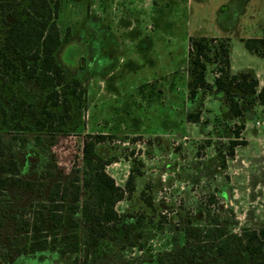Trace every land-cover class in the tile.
Wrapping results in <instances>:
<instances>
[{
	"label": "rangeland",
	"instance_id": "obj_1",
	"mask_svg": "<svg viewBox=\"0 0 264 264\" xmlns=\"http://www.w3.org/2000/svg\"><path fill=\"white\" fill-rule=\"evenodd\" d=\"M224 1L45 0L40 5L33 48L42 54L86 15L109 28L106 37L93 42L94 60L83 77L85 103L77 113L80 127L59 135L52 147L54 176L39 180L44 167L39 166L28 175L38 185L17 193L15 201L26 207L24 217L32 225L40 219V234L50 230L48 223L42 227L49 184L82 168L87 134L106 135L98 147L115 159L106 171L118 186H125L132 168L140 172L134 191L115 205L132 241L109 233L102 240L105 258L97 263H133L180 245L209 248L222 229L239 236L245 229L264 228V105L250 104L248 94L239 98L243 114L235 117L225 94L200 89L191 95L189 88L190 36H230L234 71L264 80V57L242 41L261 34L264 0H232L217 12ZM216 66L210 65L208 81L220 74ZM199 111L198 121L188 120ZM235 140L241 144L230 154ZM9 215L1 219L0 264H73L71 255L58 260L52 245L44 252L38 244L34 251L26 247ZM137 221L140 226L134 228Z\"/></svg>",
	"mask_w": 264,
	"mask_h": 264
},
{
	"label": "trees",
	"instance_id": "obj_2",
	"mask_svg": "<svg viewBox=\"0 0 264 264\" xmlns=\"http://www.w3.org/2000/svg\"><path fill=\"white\" fill-rule=\"evenodd\" d=\"M44 1L0 0V195L5 199L1 207L4 219L11 214L10 218L17 222L16 229L22 233L25 246L34 251L38 244L37 249L44 252L52 245L57 248L58 260L71 255L73 264L89 262L91 257L90 264H264V228L245 229L239 236L222 229L210 249L204 245L199 250H188L180 245L163 253H150L133 263H115L113 259L97 263L98 258H105L101 254L105 246L102 240L109 233L132 238L125 226L127 220H121L115 205L134 191L140 176L138 169L132 168L125 186L116 184L106 171V165L115 159L98 147L107 138L104 134H87L82 168L49 184L42 227L45 230L48 223L50 230L42 235L40 219L35 218L32 225L31 219L24 217L22 210L26 207L14 201L15 191L33 190L38 183L20 175L23 162L41 158L44 167L38 179L54 176L52 168L57 165L52 147L59 135L80 127L77 113L85 103L83 77L94 60L93 42L109 34L108 25L86 15L73 32L57 40L46 53H40L33 43L39 32L37 14ZM243 41L249 51L264 57V38ZM189 52L191 95L200 89L225 94L235 117L243 114L239 98L248 94L253 96L250 104L264 105V85L258 90L255 76L250 72L231 73L228 38L190 36ZM210 65L220 66L215 70L220 74L212 81L207 80ZM199 119L200 111L189 114L188 120ZM239 144L237 140L231 143L230 154ZM130 221L126 224L131 225ZM139 226L137 221L134 228ZM210 233L211 230L206 236Z\"/></svg>",
	"mask_w": 264,
	"mask_h": 264
},
{
	"label": "crops",
	"instance_id": "obj_3",
	"mask_svg": "<svg viewBox=\"0 0 264 264\" xmlns=\"http://www.w3.org/2000/svg\"><path fill=\"white\" fill-rule=\"evenodd\" d=\"M232 0H225L224 2H222L221 4H220V6H218L217 7V12L218 11H220V10H222V9H228L229 8V4H230V2H231ZM248 2H251V0H248ZM247 2V3H248ZM245 6H242L241 8H238V12L242 15L244 12H245ZM228 19H229V16L227 17ZM239 18V17H238ZM239 23L237 24V26H239V25H241L240 24V20H237ZM229 24V23H228ZM219 27H220V25H219ZM227 27H229V30H230V28L232 27V26H230V25H227ZM260 27H261V29H262V32H261V34H259V35H257V36H254V37H250V38H264V24H260ZM229 30H227V32H230ZM207 37V36H206ZM213 38H228V39H230V36H228V35H225L224 34V36H213ZM249 38V37H248ZM243 39L244 38H242V41H243ZM188 45H189V39H188ZM234 58H233V55L231 54V73L233 74H236V73H240L239 71H234ZM258 79V78H257ZM258 81H259V86H258V90L264 85V80H261V79H258ZM259 122L257 121V125H259L258 124ZM247 127H248V124H247V122L245 123V130H247Z\"/></svg>",
	"mask_w": 264,
	"mask_h": 264
},
{
	"label": "flooded vegetation",
	"instance_id": "obj_4",
	"mask_svg": "<svg viewBox=\"0 0 264 264\" xmlns=\"http://www.w3.org/2000/svg\"><path fill=\"white\" fill-rule=\"evenodd\" d=\"M43 162L41 161V158L39 159H32L30 161H24L23 162V167L21 169V172H20V175L27 179L29 176L28 175H32L33 173H35L37 170H39V166H43ZM21 190H24V189H21ZM14 191V190H13ZM20 191V190H19ZM6 192L10 195V198L12 197L11 193H9V191L6 190ZM17 193L18 191H15V198H14V201L16 200V196H17ZM1 195H0V225L3 223L1 221V219L3 218V213H2V207H1ZM17 202V201H15ZM18 203V202H17Z\"/></svg>",
	"mask_w": 264,
	"mask_h": 264
},
{
	"label": "built area",
	"instance_id": "obj_5",
	"mask_svg": "<svg viewBox=\"0 0 264 264\" xmlns=\"http://www.w3.org/2000/svg\"><path fill=\"white\" fill-rule=\"evenodd\" d=\"M259 124V123H258Z\"/></svg>",
	"mask_w": 264,
	"mask_h": 264
}]
</instances>
